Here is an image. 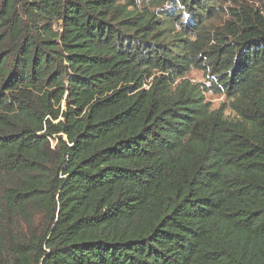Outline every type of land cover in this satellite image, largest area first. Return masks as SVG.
Instances as JSON below:
<instances>
[{
    "label": "trees",
    "instance_id": "trees-1",
    "mask_svg": "<svg viewBox=\"0 0 264 264\" xmlns=\"http://www.w3.org/2000/svg\"><path fill=\"white\" fill-rule=\"evenodd\" d=\"M0 264H264V0H0Z\"/></svg>",
    "mask_w": 264,
    "mask_h": 264
},
{
    "label": "rangeland",
    "instance_id": "rangeland-1",
    "mask_svg": "<svg viewBox=\"0 0 264 264\" xmlns=\"http://www.w3.org/2000/svg\"><path fill=\"white\" fill-rule=\"evenodd\" d=\"M228 3L232 2L233 0H226ZM187 77L191 79L192 81L196 82H204L205 81V76L204 73L200 70H191L188 74ZM206 100L211 102L212 108H217L220 106L222 102L225 101V97L223 95H218V94H212V93H206L205 94ZM225 114L229 117H232L233 115L229 110L225 111Z\"/></svg>",
    "mask_w": 264,
    "mask_h": 264
}]
</instances>
